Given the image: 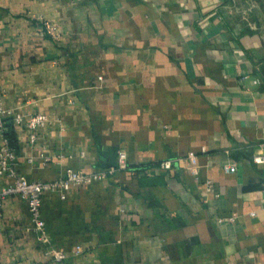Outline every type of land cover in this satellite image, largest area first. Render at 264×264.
Wrapping results in <instances>:
<instances>
[{
  "label": "crops",
  "instance_id": "0c3cea01",
  "mask_svg": "<svg viewBox=\"0 0 264 264\" xmlns=\"http://www.w3.org/2000/svg\"><path fill=\"white\" fill-rule=\"evenodd\" d=\"M0 88L7 106L52 120L36 145L14 128L29 179L127 154L105 180L44 195L68 264H264V169L253 161L264 152V2L0 0ZM28 223L27 202L8 196L0 264H50Z\"/></svg>",
  "mask_w": 264,
  "mask_h": 264
},
{
  "label": "built area",
  "instance_id": "2783aa9c",
  "mask_svg": "<svg viewBox=\"0 0 264 264\" xmlns=\"http://www.w3.org/2000/svg\"><path fill=\"white\" fill-rule=\"evenodd\" d=\"M43 35H49L57 40V26L49 20H44L41 27ZM50 115L43 112L26 114L22 111L7 106L5 103V91L0 88V177H7L11 180L9 184H0V221L3 216L4 200L11 195H17L27 202L29 211V223L26 227L28 231L35 234L38 242L43 246L44 253L50 264H68L69 254L62 248L52 243L51 237L46 229V221L42 216L43 198L46 193H55L60 198L65 199L67 192L73 188L83 185H89L98 180H105L114 175L121 169L128 168L127 154L124 150L118 153V166L98 170L96 172H87L84 170L66 168L64 175L52 180L44 181L39 179H29L25 174L21 173L19 165V154L17 149L13 147L9 139L5 136L7 123H11L13 127H26L29 131L30 144L36 145L39 141L40 131L51 122ZM44 162H51L54 157L46 154L40 155ZM61 157V156H60ZM33 158H29L32 161ZM186 160L189 169L194 176H198V155L194 151L187 154ZM253 161L260 164L264 169V152H258L254 155ZM164 167L170 165V161L162 164ZM237 167L235 164L227 163L224 165V171L228 173L235 172ZM208 190H211V182L208 181ZM85 251L81 244H77L72 252L73 256H80ZM9 264H22L11 262ZM27 264H47L43 261H35Z\"/></svg>",
  "mask_w": 264,
  "mask_h": 264
},
{
  "label": "trees",
  "instance_id": "16d2710c",
  "mask_svg": "<svg viewBox=\"0 0 264 264\" xmlns=\"http://www.w3.org/2000/svg\"><path fill=\"white\" fill-rule=\"evenodd\" d=\"M5 136L9 139L11 145L17 149L16 133L11 123H7Z\"/></svg>",
  "mask_w": 264,
  "mask_h": 264
},
{
  "label": "rangeland",
  "instance_id": "374dc122",
  "mask_svg": "<svg viewBox=\"0 0 264 264\" xmlns=\"http://www.w3.org/2000/svg\"><path fill=\"white\" fill-rule=\"evenodd\" d=\"M258 1H262V2H264V0H258Z\"/></svg>",
  "mask_w": 264,
  "mask_h": 264
}]
</instances>
